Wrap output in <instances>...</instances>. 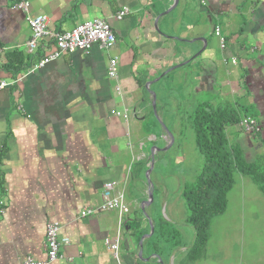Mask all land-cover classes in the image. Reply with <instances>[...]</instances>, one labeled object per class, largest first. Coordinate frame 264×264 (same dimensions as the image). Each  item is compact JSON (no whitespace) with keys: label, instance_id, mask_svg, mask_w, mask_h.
I'll list each match as a JSON object with an SVG mask.
<instances>
[{"label":"crops","instance_id":"1","mask_svg":"<svg viewBox=\"0 0 264 264\" xmlns=\"http://www.w3.org/2000/svg\"><path fill=\"white\" fill-rule=\"evenodd\" d=\"M17 1L0 0V264L45 261L49 223L69 240L52 264H150L137 257L134 228L152 220L146 175L151 157L155 165L174 147L179 109L188 115L204 93L213 107L253 110L260 131L249 138L264 142V0H177L174 8V0H25L53 34L99 20L115 38L108 51L93 46L34 72L48 40L25 49L30 31L27 15L11 10ZM110 59L116 81L106 77ZM107 183L124 193L121 227L115 212L82 216L100 205ZM116 239L118 262L104 244Z\"/></svg>","mask_w":264,"mask_h":264},{"label":"rangeland","instance_id":"2","mask_svg":"<svg viewBox=\"0 0 264 264\" xmlns=\"http://www.w3.org/2000/svg\"><path fill=\"white\" fill-rule=\"evenodd\" d=\"M208 99L203 93L199 101ZM240 112L254 116V111L247 108H240ZM189 114L184 115V109L178 111L179 136L175 137L174 147L169 148L165 157L158 158L153 167L152 204L147 208L150 218L165 223L164 233H169L170 242L181 244L184 251L193 241V230L185 223L188 213L182 192L185 185L194 182L202 164L189 129ZM226 135L230 145L241 147L246 162L259 165L264 162L263 141L250 139L251 135L239 126L227 128ZM183 254L177 252L175 257L182 259ZM174 262L177 264L178 260ZM187 264H264V195L248 178L234 175V186L226 197V209L211 221L202 259Z\"/></svg>","mask_w":264,"mask_h":264},{"label":"trees","instance_id":"3","mask_svg":"<svg viewBox=\"0 0 264 264\" xmlns=\"http://www.w3.org/2000/svg\"><path fill=\"white\" fill-rule=\"evenodd\" d=\"M242 116L236 106L225 103L213 107L209 101L198 104L189 114V129L194 135V146L202 164L194 182L185 185L182 192L188 213L185 223L193 230V241L178 264L202 259L211 221L224 213L235 174L248 178L264 195V162L260 165L246 162L241 147L230 145L226 136V129L238 126L244 119ZM151 222L153 234L144 242L140 260L155 257L150 264H167L173 252L183 247L170 242L169 233H164L165 223L153 219ZM138 228L139 225L135 224L137 245L149 233V227L141 232Z\"/></svg>","mask_w":264,"mask_h":264},{"label":"built area","instance_id":"4","mask_svg":"<svg viewBox=\"0 0 264 264\" xmlns=\"http://www.w3.org/2000/svg\"><path fill=\"white\" fill-rule=\"evenodd\" d=\"M11 10L20 12L27 15V25L30 31L28 40L24 47L33 53L39 47L41 42L47 39V47L45 48L44 55L33 66L31 72L37 71L45 67L47 64L56 61L62 55L72 53H85L87 54L93 46L99 50L108 51L115 44L114 35L110 26L105 21H88L76 26L74 29L61 34H53L47 30L48 19L44 15L31 16L29 14V4L25 0H18L12 5ZM127 9H123L115 14V19L120 20L126 13ZM214 36L220 38L219 27L214 28ZM222 48V42L220 44ZM234 64V61L231 62ZM106 77L109 80L116 81L117 79V62L115 59H110L106 67ZM6 83L0 82V90L6 87ZM117 95L120 94L116 88ZM124 122H127L128 115L124 111L121 116ZM244 132L254 136L259 133L260 127L257 122L249 117H246L238 124ZM115 183H107L103 187L100 205L90 211H85L83 217L94 215L97 212H115L118 216V226H122V218L128 215L129 211L125 204L124 193L116 191ZM60 226L56 223H49L45 227L44 232V248L46 250V260L42 262L34 261L31 258H26L21 264H52L60 257V249L69 244L66 238L59 239ZM106 248L113 254L114 259L118 262L119 240L114 242L105 240Z\"/></svg>","mask_w":264,"mask_h":264},{"label":"water","instance_id":"5","mask_svg":"<svg viewBox=\"0 0 264 264\" xmlns=\"http://www.w3.org/2000/svg\"><path fill=\"white\" fill-rule=\"evenodd\" d=\"M176 4H177V0H174L173 8L176 6ZM169 139H170V142H172L171 135H169ZM169 147L170 146L165 148L163 151H166ZM153 165H154V157L152 156L151 161H150V166H149V169H148L147 175H146V181H147V185H148V200H147V202L144 203V207H149L152 204L153 185L149 179V175L152 172ZM144 207L141 209L142 212H144ZM148 227H149V233L146 236L142 237L140 239V241L138 242V253H137L138 259H142L141 256H142L143 242L145 240H148L153 234V225H152L151 221H148ZM153 258L155 259V257H153ZM143 261L147 263L149 261V259H143Z\"/></svg>","mask_w":264,"mask_h":264}]
</instances>
